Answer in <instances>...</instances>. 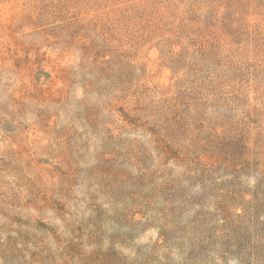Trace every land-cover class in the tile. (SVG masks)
I'll list each match as a JSON object with an SVG mask.
<instances>
[{
	"label": "rangeland",
	"instance_id": "rangeland-1",
	"mask_svg": "<svg viewBox=\"0 0 264 264\" xmlns=\"http://www.w3.org/2000/svg\"><path fill=\"white\" fill-rule=\"evenodd\" d=\"M0 264H264V0H0Z\"/></svg>",
	"mask_w": 264,
	"mask_h": 264
}]
</instances>
